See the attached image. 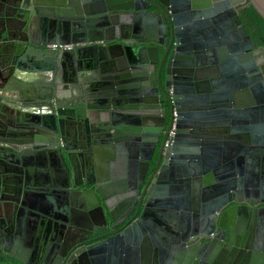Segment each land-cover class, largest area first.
Listing matches in <instances>:
<instances>
[{
	"label": "water",
	"instance_id": "95a60500",
	"mask_svg": "<svg viewBox=\"0 0 264 264\" xmlns=\"http://www.w3.org/2000/svg\"><path fill=\"white\" fill-rule=\"evenodd\" d=\"M243 1L264 20V0H0V264H264V46ZM28 124L71 141L58 177L82 212L60 217L53 174H9Z\"/></svg>",
	"mask_w": 264,
	"mask_h": 264
},
{
	"label": "flooded vegetation",
	"instance_id": "af4514ba",
	"mask_svg": "<svg viewBox=\"0 0 264 264\" xmlns=\"http://www.w3.org/2000/svg\"><path fill=\"white\" fill-rule=\"evenodd\" d=\"M243 5L248 6L247 1H243L239 5H237L236 9L238 13H239V8ZM257 46H264V45H257ZM74 48L75 46L71 49H74ZM51 49H54V48H51ZM171 75H173L172 72H171ZM159 96L160 98L157 104H159L160 99L163 98L162 94H159ZM38 103L39 102L36 101L35 99H30V98H28L27 100L12 101V104L16 108H18L19 111H22V112L23 110H29V109H32L33 107H37ZM163 109L165 111L162 113ZM152 111H153L154 116H157L158 120L160 121L159 130H160V139H161L169 134V130H170L169 124H170V121L173 123V120L176 119L175 118L176 111L174 109H171L168 106L166 100H164V102L162 103L160 102L157 108H152ZM31 117L35 118V115H32ZM20 132L24 134L25 138H23V140L21 139L16 140L14 144L17 146V148L16 147L11 148L10 151H8V153L7 152L5 153L7 154L8 157H13V158L14 156H12L11 154L13 153L20 154V157L17 160V164L7 165L9 174L21 176L23 173H25V169L23 168V165L25 164L28 167L29 173L34 172V176L36 179H38L39 176H45V171L47 174L51 173L55 177H58V175L60 176V173L58 171V163L60 162L61 155L65 157L64 153L61 150V145L64 144V145L69 146V141H70L69 138H65L63 140L62 137L58 135L56 132L54 133L47 132L41 128H38L34 124H28L22 127L20 129ZM47 152L51 154V157L48 156ZM51 158H53V164L52 163L50 164ZM55 183L59 186H63V187H60L58 190H54L53 192L54 207H56V210L58 211L57 213L60 215V217L65 218L66 214L68 213L70 214V213L82 212L81 210L73 206L71 202H69L68 198H69L70 193L68 191H71V187L66 188V189L64 188L66 185V182L64 181V179L59 178L58 180H56ZM25 191L26 190L22 191V194H25L27 192ZM43 192H44L43 190L31 191V193H34L37 196L42 194ZM71 231H76V230L75 229L68 230L69 234H71ZM216 232L218 233L220 232V229L218 228V226H216ZM214 236L215 234L213 233L210 236H207L205 238H202V239L198 238L196 240V243H201V242L203 243V242L209 241L213 239ZM96 241H98V239L95 240V242Z\"/></svg>",
	"mask_w": 264,
	"mask_h": 264
},
{
	"label": "trees",
	"instance_id": "16d2710c",
	"mask_svg": "<svg viewBox=\"0 0 264 264\" xmlns=\"http://www.w3.org/2000/svg\"><path fill=\"white\" fill-rule=\"evenodd\" d=\"M241 24L256 45H264V20L251 5L239 8ZM264 68V65H263Z\"/></svg>",
	"mask_w": 264,
	"mask_h": 264
},
{
	"label": "built area",
	"instance_id": "2783aa9c",
	"mask_svg": "<svg viewBox=\"0 0 264 264\" xmlns=\"http://www.w3.org/2000/svg\"><path fill=\"white\" fill-rule=\"evenodd\" d=\"M76 45H78V44H74V43H65V44L52 43V44H48L49 47L54 48V49H57V48H59V49H71ZM174 135H175V119L173 120L172 127L169 130L168 137L172 138V137H174Z\"/></svg>",
	"mask_w": 264,
	"mask_h": 264
}]
</instances>
